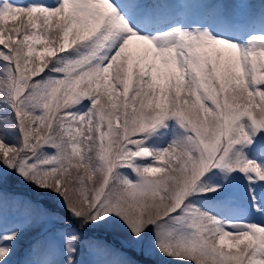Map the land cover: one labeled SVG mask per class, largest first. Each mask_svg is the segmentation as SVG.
<instances>
[{"label":"snow or ice","instance_id":"1","mask_svg":"<svg viewBox=\"0 0 264 264\" xmlns=\"http://www.w3.org/2000/svg\"><path fill=\"white\" fill-rule=\"evenodd\" d=\"M251 213L264 0H0V264H264Z\"/></svg>","mask_w":264,"mask_h":264},{"label":"rangeland","instance_id":"2","mask_svg":"<svg viewBox=\"0 0 264 264\" xmlns=\"http://www.w3.org/2000/svg\"><path fill=\"white\" fill-rule=\"evenodd\" d=\"M161 147L164 146V144L160 145ZM157 175H161L160 173H157ZM249 220H253V221H258V222H264V215H259L256 213H251L248 217ZM129 258L133 259V260H139L140 257L129 253ZM152 264H171V262L166 261L164 258L157 256L156 258H154Z\"/></svg>","mask_w":264,"mask_h":264}]
</instances>
